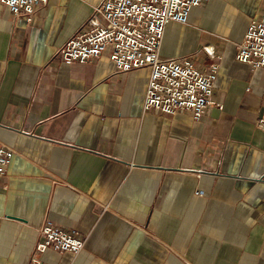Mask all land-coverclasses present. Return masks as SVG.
<instances>
[{"label": "crops", "instance_id": "crops-1", "mask_svg": "<svg viewBox=\"0 0 264 264\" xmlns=\"http://www.w3.org/2000/svg\"><path fill=\"white\" fill-rule=\"evenodd\" d=\"M100 1L48 0L29 21L0 5V144L13 151L0 264H264V66L235 59L264 0H207L166 24L162 57L218 65L199 119L144 110L146 67L61 60ZM46 220L83 249L35 253Z\"/></svg>", "mask_w": 264, "mask_h": 264}, {"label": "built area", "instance_id": "built-area-1", "mask_svg": "<svg viewBox=\"0 0 264 264\" xmlns=\"http://www.w3.org/2000/svg\"><path fill=\"white\" fill-rule=\"evenodd\" d=\"M48 0H0L15 16L29 21L39 4ZM207 0H101L93 8L86 25L78 28L59 48L67 64L86 63L107 53L117 73L146 67L149 79L145 90L144 110L163 114L190 112L199 119L214 105L213 87L218 71L214 62L202 69L186 57L165 58L160 48L168 22L186 23L193 7ZM207 58L215 57L206 48ZM235 59L252 69L264 66V9L253 17L239 42ZM207 60V59H206ZM217 105V104H216ZM219 106V105H218ZM264 130V112L255 120ZM13 151L0 144V177L6 174ZM40 239L35 253L48 248L78 254L84 239L75 229L64 230L46 220L38 230Z\"/></svg>", "mask_w": 264, "mask_h": 264}, {"label": "rangeland", "instance_id": "rangeland-1", "mask_svg": "<svg viewBox=\"0 0 264 264\" xmlns=\"http://www.w3.org/2000/svg\"><path fill=\"white\" fill-rule=\"evenodd\" d=\"M92 11H93V10H92ZM91 13H92V12H91ZM90 15H91V14H90ZM90 15H89V16H90ZM88 18H89V17H88Z\"/></svg>", "mask_w": 264, "mask_h": 264}]
</instances>
